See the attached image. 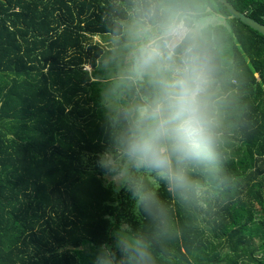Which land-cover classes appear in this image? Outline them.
Segmentation results:
<instances>
[{"label":"trees","instance_id":"obj_1","mask_svg":"<svg viewBox=\"0 0 264 264\" xmlns=\"http://www.w3.org/2000/svg\"><path fill=\"white\" fill-rule=\"evenodd\" d=\"M228 1L264 24V0ZM198 2L223 19L210 29L219 172L202 201L146 176L157 196L146 212L96 164L99 92L116 67L100 65L109 49L91 36L124 42V22L148 0H0V264H97L107 248L119 257L123 224L147 244L132 264H264V33L219 0Z\"/></svg>","mask_w":264,"mask_h":264},{"label":"clouds","instance_id":"obj_2","mask_svg":"<svg viewBox=\"0 0 264 264\" xmlns=\"http://www.w3.org/2000/svg\"><path fill=\"white\" fill-rule=\"evenodd\" d=\"M212 25L198 0H148L123 27L124 65L100 89L106 147L96 164L146 212L157 203L146 176L153 184L164 181L183 201H202L208 179L219 172L223 133ZM114 235L119 257L112 252L97 264H132L149 255L130 225Z\"/></svg>","mask_w":264,"mask_h":264},{"label":"rangeland","instance_id":"obj_3","mask_svg":"<svg viewBox=\"0 0 264 264\" xmlns=\"http://www.w3.org/2000/svg\"><path fill=\"white\" fill-rule=\"evenodd\" d=\"M208 17H210L213 22H217V21H222L223 19L218 16L217 14L215 13H212V14H208L207 15ZM131 19V16L127 19L126 22L124 23H127L129 22ZM92 38V41H98L100 42L103 46H107L109 50H107L104 54H106V56L108 57H102L100 60H99V63L101 66L103 67H110L112 65H114L116 67V69L113 71L114 73L117 71V66L119 65L120 67H122L124 65V62H125V59H122V52H123V43H120L118 41H116L118 39L117 36H112V35H108L106 37L102 36V34H93L91 36ZM116 41V42H115ZM115 42V45H113ZM120 43V44H118ZM103 54V56H104ZM87 69H90L89 66H86ZM111 74V73H110ZM111 75H114V74H111ZM110 75V76H111ZM105 84V82H104ZM116 188V187H115ZM110 253V249L107 248L106 249V255ZM103 258V257H102Z\"/></svg>","mask_w":264,"mask_h":264},{"label":"water","instance_id":"obj_4","mask_svg":"<svg viewBox=\"0 0 264 264\" xmlns=\"http://www.w3.org/2000/svg\"><path fill=\"white\" fill-rule=\"evenodd\" d=\"M223 3V5L228 10L229 17H238L242 22L246 23L247 25L252 26L253 28L259 30L260 32L264 33V24L251 16H248L243 11L238 10L230 1L228 0H219ZM221 15V14H220ZM222 16V15H221Z\"/></svg>","mask_w":264,"mask_h":264}]
</instances>
